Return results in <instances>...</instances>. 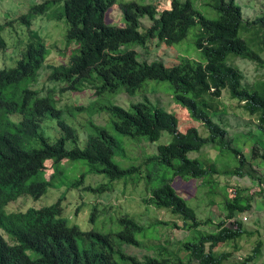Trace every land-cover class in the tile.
<instances>
[{"label":"trees","instance_id":"trees-1","mask_svg":"<svg viewBox=\"0 0 264 264\" xmlns=\"http://www.w3.org/2000/svg\"><path fill=\"white\" fill-rule=\"evenodd\" d=\"M60 2H63L62 9ZM116 2L44 0L31 5L19 18L29 27L32 18L45 14L53 5L57 18L66 19V43L77 45L79 52L71 53L67 61L49 67L47 79L53 85L43 90L33 85L48 50L35 32L30 31L29 43L20 50L15 65L0 67V264H227L225 261L231 251L214 248L222 243L234 244L248 232L242 224L247 217L244 215L242 219L241 216V220L240 214L251 208L252 196H243L240 189L232 197L224 196L225 215L215 224L214 232L198 234L168 255L158 253L159 257L147 252L136 256L123 251L122 245L143 249L155 247L154 244L148 247L149 243H144L141 236L138 238L145 230L127 215L115 219L114 229L100 231L93 227L83 230L70 223L61 215L59 201L24 211L7 210L8 204L20 197L38 199L51 185L63 184L70 178L77 179L73 185L78 183L80 179L76 175H67L68 168L58 165L62 160L84 162L87 169L80 172V177H87L89 171L95 170L111 179H120L138 170L136 166L122 168L115 161L118 142L110 130H88L81 126L86 137L83 143L80 142L77 129L67 122L64 112L73 107H84L60 104L55 97L57 83L65 84L58 88L64 96V91H79L88 85L95 88L96 95L120 90L132 95L147 79L169 82L173 86L175 102L185 108L190 118L204 126L208 132L206 136L194 126L179 131L175 113L145 102L132 104L130 109L113 104L103 106L102 110L109 114L113 131L128 139L146 137L153 142L159 139L162 131H167L171 139L157 146L155 157L172 169L173 177L205 180L217 173L213 161L203 162L208 164L203 166L199 157L188 155L205 146H212L227 155L232 153L229 156L239 161L237 166H243L241 150L232 137H228L221 120L229 108L224 97L237 102V107L246 114L257 117L259 123L255 134L259 137L251 142L254 149L262 145L264 80L244 82L241 69L231 60L239 58L264 64L261 56L264 16L246 20L235 0H208V5L218 12L216 18L198 11L195 0H170V7L161 11L153 3L125 0L119 3L124 22L120 26L106 22V12ZM142 17L148 18L149 26L141 24ZM4 25L0 24V30ZM196 25L199 32L195 45L203 60L183 58L166 67L162 61L140 62L135 50L127 47L130 43L144 46L151 41L172 45L182 41ZM140 26L143 31L139 30ZM250 29L257 39V50H252L240 35L241 30ZM6 49V42L0 36V51ZM43 91L44 95L41 94ZM47 118L56 121L55 131H51L53 126L42 129ZM46 160L56 164L49 177L44 172ZM233 172L244 175L238 167ZM171 183L172 178L163 179L151 188L146 186L147 202L177 215L185 226L188 222L193 227L198 226L195 211ZM101 189L104 187L98 190ZM96 209L94 207L90 215L91 223L97 218ZM260 243L257 242L252 253L238 264L256 262L261 256ZM27 251L35 252L36 257L31 258Z\"/></svg>","mask_w":264,"mask_h":264},{"label":"rangeland","instance_id":"rangeland-1","mask_svg":"<svg viewBox=\"0 0 264 264\" xmlns=\"http://www.w3.org/2000/svg\"><path fill=\"white\" fill-rule=\"evenodd\" d=\"M44 0H0V24L4 25L0 30V36L5 40L7 49L0 51V67H13L20 56V50L29 43L30 31L35 32L45 44L48 52L43 63L40 75L33 87L43 90L51 87L52 81L47 79L51 65H58L69 59L71 53H78V46L74 43H66L67 23L66 19L57 18V11L53 5L45 14L37 15L31 19L29 27L19 19L27 13L31 5L43 2ZM125 0H117L106 12V22L115 25H123V17L119 3ZM138 2L153 3L158 10L168 9L170 0H137ZM195 8L209 18H216L218 12L208 5V0H195ZM241 7L242 15L246 20H253L258 16H264V0H235ZM60 8L63 2L58 3ZM57 4V5H58ZM62 9V8H61ZM49 17V18H48ZM141 24L149 26L147 17L140 18ZM144 29V28H143ZM140 26L139 30H142ZM241 30L240 35L252 50L256 49V41L253 30ZM199 26L190 29L186 37L175 44L166 45L161 41H151L144 46L135 43L127 45L134 49L137 59L142 62L162 61L166 67H170L183 58L203 60L201 51L197 49L196 34ZM36 37V39H37ZM264 62V51L261 52ZM234 66L241 69L244 75V82L264 80V64L256 61H247L239 58L231 60ZM65 84L57 83L55 97L63 105L83 106L77 109L73 107L64 112L65 119L72 124L78 132L81 143L84 142L86 132L81 126L88 130L105 128L113 132L118 144L115 149L114 159L122 168L138 167V170L125 175L120 179H111L103 173L89 171L87 177H80V172H85L87 165L84 162L72 165L62 160L58 165L68 168L67 175H76L80 181L70 178L63 184L60 182L51 185L47 192L33 199L30 196H23L8 204L7 210L24 211L30 207L40 208L59 201L61 215L70 220V223L77 224L83 230L95 228L100 231L114 229L115 219L127 215L141 224L145 230L141 236L144 243H149L145 248L133 245H122L124 252L130 255L141 256L145 252L152 256L168 255L173 249L181 246L185 241L193 239L194 236L215 231V224L225 215L223 208L224 196L232 197L237 189L242 195L252 196L250 199L251 208L240 214V219L245 215L242 224L248 231L234 244L222 243L215 247L219 251H231V255L225 261L227 264H238L246 256L252 253L257 242L260 243L261 256L256 262L248 264H261L264 259V134L261 138L262 145L254 149L252 139L258 129V119L254 115H248L237 107V102H232L228 97L224 100L229 105L227 111L222 114L221 120L226 126L228 137L236 142L240 148V156L243 157V166L239 161L231 157L232 153L224 154L212 146H205L198 152H190L189 157H199L200 163L205 166L208 160L215 163L217 173H212L207 179H193L191 177H173V171L156 159L157 146L170 141L171 136L167 131H162L158 140L149 141L146 137H130L118 134L113 131V125L109 114L102 110L103 106L113 104L130 109L132 104L145 102L150 106L160 107L167 112H173L178 118V130L184 131L190 126L197 127L202 136L208 132L198 121L189 117L188 112L175 102L173 98V86L169 82L157 79H147L141 88L134 94L129 95L120 90L117 93L104 91L100 95L95 94V88L91 85L79 91H64L62 96L58 88ZM227 91H223L226 93ZM41 94H45L43 91ZM182 108V109H181ZM57 128L54 119L47 118L42 123V129ZM264 127V126H263ZM252 135L251 138L247 136ZM132 139V140H131ZM234 144V145H235ZM80 145V147H83ZM204 162V163H203ZM56 164L51 160L44 163L45 176L49 177L54 171ZM244 173L243 176L234 173L236 168ZM227 171H232L231 173ZM85 174V173H84ZM172 178L171 185L186 200V203L193 208L199 225L193 227L191 222L183 225L182 220L169 210L161 209L147 202L148 193L146 186H156L163 179ZM61 184V185H60ZM104 187V189L98 190ZM96 207V220L91 223L90 215ZM241 219V220H242ZM31 258L36 257L33 251H27ZM159 257V256H157ZM185 260V258H184ZM129 264V263H127ZM188 264V263H187Z\"/></svg>","mask_w":264,"mask_h":264},{"label":"clouds","instance_id":"clouds-1","mask_svg":"<svg viewBox=\"0 0 264 264\" xmlns=\"http://www.w3.org/2000/svg\"><path fill=\"white\" fill-rule=\"evenodd\" d=\"M51 205V204H50ZM69 220V219H68ZM70 221V220H69ZM137 222V221H136Z\"/></svg>","mask_w":264,"mask_h":264}]
</instances>
